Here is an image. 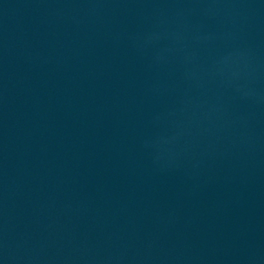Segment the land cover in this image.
I'll use <instances>...</instances> for the list:
<instances>
[{
    "label": "water",
    "instance_id": "water-1",
    "mask_svg": "<svg viewBox=\"0 0 264 264\" xmlns=\"http://www.w3.org/2000/svg\"><path fill=\"white\" fill-rule=\"evenodd\" d=\"M0 264H264V0H31Z\"/></svg>",
    "mask_w": 264,
    "mask_h": 264
}]
</instances>
